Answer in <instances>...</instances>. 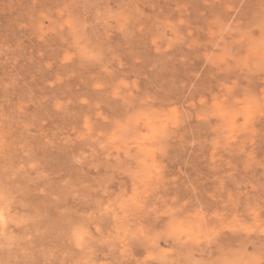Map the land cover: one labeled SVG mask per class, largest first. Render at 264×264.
<instances>
[{
    "label": "rangeland",
    "instance_id": "374dc122",
    "mask_svg": "<svg viewBox=\"0 0 264 264\" xmlns=\"http://www.w3.org/2000/svg\"><path fill=\"white\" fill-rule=\"evenodd\" d=\"M0 207V264H264V0H0Z\"/></svg>",
    "mask_w": 264,
    "mask_h": 264
},
{
    "label": "bare ground",
    "instance_id": "6f19581e",
    "mask_svg": "<svg viewBox=\"0 0 264 264\" xmlns=\"http://www.w3.org/2000/svg\"><path fill=\"white\" fill-rule=\"evenodd\" d=\"M12 181V180H11ZM9 188V187H8ZM26 188V187H25ZM10 189V188H9ZM29 191V190H28ZM3 200V199H2ZM31 203V202H30ZM9 206V205H8ZM1 208V207H0ZM39 210H40V208H38ZM43 213H42V216H41V221H42V227H43V229L44 228H46L47 227V229H48V232L50 233H48L49 235H51V233H54V237H56V236H58L59 234H58V231L60 230V228H62L61 227V225L63 224L62 223V216L61 215H55V214H53V211L51 210V209H48L47 208V206H43ZM56 210V209H55ZM57 211V210H56ZM54 213H55V211H54ZM40 215V214H39ZM72 228V227H71ZM24 229V228H23ZM18 231V230H17ZM47 231V230H46ZM58 234V235H57ZM44 240V242H46V238L45 239H43ZM13 241V240H12ZM72 256V260H73V262H72V260H71V262L73 263V264H75V260H76V254H75V252H73L71 255H70V257ZM6 257H8V256H6ZM9 258V257H8ZM15 258V257H14ZM13 259V258H12ZM60 259V258H59Z\"/></svg>",
    "mask_w": 264,
    "mask_h": 264
}]
</instances>
